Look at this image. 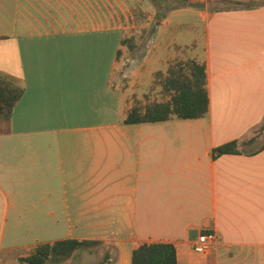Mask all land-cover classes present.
<instances>
[{"label":"crops","instance_id":"0c3cea01","mask_svg":"<svg viewBox=\"0 0 264 264\" xmlns=\"http://www.w3.org/2000/svg\"><path fill=\"white\" fill-rule=\"evenodd\" d=\"M188 1L205 7L162 21L122 91L141 0H0V73L24 89L0 121V264L44 243L47 264H95L106 247L103 264H132L145 244L174 245L178 264H264V144L216 152L264 125V0ZM174 45L206 67L208 113L126 125ZM208 232L218 243L200 256Z\"/></svg>","mask_w":264,"mask_h":264},{"label":"trees","instance_id":"16d2710c","mask_svg":"<svg viewBox=\"0 0 264 264\" xmlns=\"http://www.w3.org/2000/svg\"><path fill=\"white\" fill-rule=\"evenodd\" d=\"M155 8H162L159 21L166 19L168 11L177 10L175 4L190 6L188 0H149ZM263 1V0H262ZM227 8L222 9H248L258 5L253 3L227 2ZM220 9V8H217ZM122 47L129 52L136 49L133 38L126 37L122 41ZM123 51H118V59H121ZM163 78V91L170 95L168 101L151 104L144 109L138 104L128 114L126 125L157 124L170 120L176 116L182 120H195L205 117L209 111V95L207 90L206 67L193 60L180 63L178 68L171 66L167 76L158 73ZM24 95V89L12 77L0 73V121H9L15 108ZM264 128V125H263ZM256 138L249 141L233 142L218 149V155L238 154L241 148L252 144ZM264 148V147H263ZM52 254V245L49 243L39 244L35 252L20 259L21 264H47ZM106 256V262L108 261ZM132 264H178L176 247L172 244H145L134 250Z\"/></svg>","mask_w":264,"mask_h":264},{"label":"rangeland","instance_id":"374dc122","mask_svg":"<svg viewBox=\"0 0 264 264\" xmlns=\"http://www.w3.org/2000/svg\"><path fill=\"white\" fill-rule=\"evenodd\" d=\"M148 4L151 6V8L150 6H148ZM175 6L177 8V10L175 11L170 12L166 10V14H167L166 18L172 17L174 13H178V11H181L183 8L187 7V6H182V4H178V3H176ZM220 6H225V3L220 4ZM130 13L134 14L133 15L135 16L134 19ZM130 13L127 14V16L129 17L130 23L133 24L135 22V24L139 27L138 29L130 30L128 32V35L126 37L135 39L136 49L133 52H129L126 49L127 54L121 60L119 64V69L116 72V77H117V82H118L116 85H118V87L122 91L127 90L131 86L130 84L132 83V76L134 72V70H132V63L131 62L128 63L126 61L127 60L132 61L133 59L140 60L145 55L148 54L150 50L149 42L151 41L152 37H154L160 24L162 23V21H159L158 18H159V15L163 13V9L160 7L155 8L154 6L151 5L149 0H141V7L136 9L135 13L133 12V10H131ZM172 38L176 39L175 40L176 42L178 41L177 39H180L178 36L177 37L173 36ZM187 50L188 48L178 47L176 45L173 46V56L168 61L167 72L171 66L177 69L180 63L187 62L190 60L187 57L188 56ZM167 72L162 73V74H164V76H167ZM154 79H155L154 88L152 89V91L150 90L146 95L143 96L144 99L142 101L136 99V96H133L131 98V101L134 102V106L138 104L140 107L144 109L145 107L151 104L162 103L170 99V95L169 96L166 95L163 91V87L161 86L163 83V78L159 77L157 73ZM156 87H161V91L160 92L156 91ZM250 138H256V141L253 142L252 144H249L243 147V150L246 152L255 151L256 149H259L264 144L263 125L257 128L251 134ZM108 247H109V252H111L113 246L110 244ZM106 250H107V247L106 249L102 250L103 255L102 254H101L102 256L100 255L101 257L100 259L98 258L99 260H98V263L96 262L97 264L106 263V259L104 256V252ZM92 260H96V257H94ZM10 264H19V263L12 261Z\"/></svg>","mask_w":264,"mask_h":264},{"label":"built area","instance_id":"2783aa9c","mask_svg":"<svg viewBox=\"0 0 264 264\" xmlns=\"http://www.w3.org/2000/svg\"><path fill=\"white\" fill-rule=\"evenodd\" d=\"M217 243L218 237L215 233H203L200 236L198 242L195 244L194 251L200 256L207 255L212 251L214 245H216Z\"/></svg>","mask_w":264,"mask_h":264},{"label":"water","instance_id":"95a60500","mask_svg":"<svg viewBox=\"0 0 264 264\" xmlns=\"http://www.w3.org/2000/svg\"><path fill=\"white\" fill-rule=\"evenodd\" d=\"M190 6L193 8L202 9L205 7V4L197 3V4H190Z\"/></svg>","mask_w":264,"mask_h":264}]
</instances>
